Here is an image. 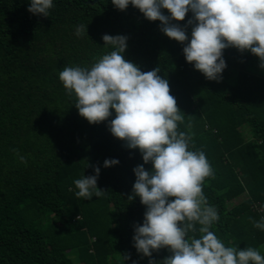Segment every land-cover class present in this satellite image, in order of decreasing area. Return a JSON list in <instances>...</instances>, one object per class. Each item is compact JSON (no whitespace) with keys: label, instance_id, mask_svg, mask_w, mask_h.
Wrapping results in <instances>:
<instances>
[{"label":"trees","instance_id":"16d2710c","mask_svg":"<svg viewBox=\"0 0 264 264\" xmlns=\"http://www.w3.org/2000/svg\"><path fill=\"white\" fill-rule=\"evenodd\" d=\"M28 7V0H0V264H159L171 255L162 248L143 257L133 246L146 211L139 197L129 200L133 169L144 163L139 150L111 134L114 112L99 124L81 117L59 79L64 67H90L109 54L105 34L127 36L125 60L142 72L159 67L168 80L184 115L178 131L192 137L193 150L204 151L214 170L204 181L208 203L220 215L211 230L226 246L264 255V231L253 227L264 205L258 57L225 49L222 79L209 81L186 62L184 45L167 37L160 21L131 5L121 11L111 0H54L49 17ZM191 17L174 22L185 26ZM79 25L87 33L77 37ZM106 159L119 164L104 167ZM96 167L104 194L77 197L74 180L94 175Z\"/></svg>","mask_w":264,"mask_h":264},{"label":"clouds","instance_id":"9594fccd","mask_svg":"<svg viewBox=\"0 0 264 264\" xmlns=\"http://www.w3.org/2000/svg\"><path fill=\"white\" fill-rule=\"evenodd\" d=\"M28 2L27 10L37 16L49 17L54 6V0ZM111 2L118 10L131 5L149 21H160L162 32L184 45L186 62L209 81L222 79L227 67L223 53L228 48L250 51L264 69V0ZM189 12L187 25L175 23L184 21ZM188 26H192L190 38ZM85 33L87 26H77V37ZM102 39L113 49L109 54L90 67H64L59 79L66 94L75 98L79 115L90 124L109 121L114 112L108 124L111 134L142 156L144 163L133 169L136 180L129 196V200L139 197L146 206L142 225L134 228L136 252L151 258L153 252L166 248L171 255L159 264H264V255L257 249L226 246L211 230L220 215L208 203L204 181L214 177V170L204 151L193 150L192 137L178 131L184 115L170 95L168 80L158 75L161 69L142 72L126 61L127 36L105 34ZM20 160L26 163L23 156ZM148 163L152 168L145 170ZM118 164V159L104 161V167ZM94 173L74 180L77 197L91 200L104 194L97 187L100 168H94ZM259 210L262 215L253 227L264 231V205ZM197 231L198 237L189 236ZM149 264L157 262L149 259Z\"/></svg>","mask_w":264,"mask_h":264}]
</instances>
